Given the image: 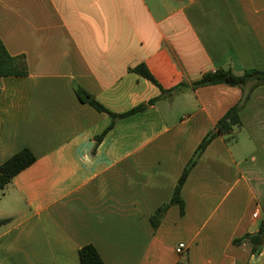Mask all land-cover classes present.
Returning a JSON list of instances; mask_svg holds the SVG:
<instances>
[{
	"label": "crops",
	"instance_id": "crops-1",
	"mask_svg": "<svg viewBox=\"0 0 264 264\" xmlns=\"http://www.w3.org/2000/svg\"><path fill=\"white\" fill-rule=\"evenodd\" d=\"M0 36L29 74L2 78L0 165L35 162L0 189V264H264L234 240L264 219V85L242 125L206 148L171 205L186 164L243 92L193 88L217 69H264V0H0ZM145 64L165 90L130 71ZM82 87L119 119L80 100ZM258 212V217L254 214ZM188 248L177 252L179 243Z\"/></svg>",
	"mask_w": 264,
	"mask_h": 264
},
{
	"label": "trees",
	"instance_id": "trees-1",
	"mask_svg": "<svg viewBox=\"0 0 264 264\" xmlns=\"http://www.w3.org/2000/svg\"><path fill=\"white\" fill-rule=\"evenodd\" d=\"M130 71L136 72L141 76L149 79L154 84L159 86L162 92H174L177 90H182L187 85L181 84L180 86H177L173 89L165 90L161 87L158 80L145 64H140L134 68H130ZM28 74L29 65L26 55L11 54L0 36V101L3 77L27 76ZM214 84H227L239 87L241 88L243 95L240 101L227 111V113L218 121L216 126L204 137V139L198 145L192 158L184 167V170L174 189L171 200L168 203L160 206L152 216L151 219L154 226H157L160 223L168 208L173 204L179 205L181 214L185 213V201L182 197V189L190 172L195 167L206 148L215 138L220 135L230 134L234 131L235 127H240L242 125L240 116L241 110L250 100L253 91L257 87L264 85V69L250 68L247 69L244 74L236 75L230 69L220 68L215 71L205 73L202 78L193 82L191 86L193 88H196L199 86ZM76 93L78 94L80 100L90 103L99 111L107 113L111 116V124L100 136L97 137L98 142H100L108 133V131H110L114 127L119 119L129 117L135 113L141 112L147 109L149 105L157 101V99H153L148 103L140 104L134 107L128 112L118 114L106 108L101 102H99L94 96H92L82 87H77ZM35 160L36 155L34 154V152L30 148H23L8 160H6L4 163H2L0 165V189H4L8 184L12 182L13 178L18 173L32 165ZM9 221L10 219H0V226L7 224ZM245 241L250 245L252 253L259 254L261 252L264 246V219L261 221L257 231L247 233L245 236L235 239L234 243L242 244ZM79 255L81 264H105L100 252L92 244L83 246L79 251Z\"/></svg>",
	"mask_w": 264,
	"mask_h": 264
},
{
	"label": "built area",
	"instance_id": "built-area-1",
	"mask_svg": "<svg viewBox=\"0 0 264 264\" xmlns=\"http://www.w3.org/2000/svg\"><path fill=\"white\" fill-rule=\"evenodd\" d=\"M258 215H259L258 212H256L254 214L255 217H258ZM187 248H188V245L186 243H184V242H181V243L178 244L176 250H177L178 253H183L184 251L187 250Z\"/></svg>",
	"mask_w": 264,
	"mask_h": 264
}]
</instances>
